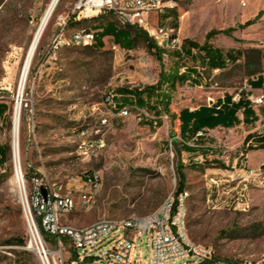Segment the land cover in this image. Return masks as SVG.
<instances>
[{
  "label": "rangeland",
  "instance_id": "1",
  "mask_svg": "<svg viewBox=\"0 0 264 264\" xmlns=\"http://www.w3.org/2000/svg\"><path fill=\"white\" fill-rule=\"evenodd\" d=\"M76 0H59L35 50L21 92L20 80L31 42L40 26L50 0H0V102L8 107L0 118V146L8 150L6 164H0V262L9 264L2 252H11L16 264H40L37 255L27 250L31 236L16 191L13 157V120L20 107L18 130L19 160L23 178L29 182L39 177L80 189L84 175L98 171L101 185L94 205L85 209L80 203L62 218L74 228L88 226L99 219H125L154 213L164 200L176 192V166L182 165L185 179V224L187 237L194 243L211 247L213 263L264 264V194L251 188L250 207L242 212L230 205V195H222L229 187L231 174L240 180V170H254L264 164V151L247 154L242 150L246 133L256 128L245 125L233 131L220 129L202 137L207 151L191 154L182 151L178 129V113L215 102L224 95L244 97L257 94L249 81L264 73V0H172L174 9L165 16H153L159 28L171 29L181 43L187 40L208 44L236 57L223 70H204L201 86L190 81L174 84L166 110L153 120L138 122L135 111L127 118H117L105 131V148L91 157L81 156L78 145L83 131L97 126L99 113L107 96L117 98L121 88L136 89L154 85L161 71L160 63L139 42L128 51L105 40L104 48L64 47L55 63L46 54L58 29L60 17H71ZM104 21H113L112 15ZM90 21L89 19H81ZM80 20V21H81ZM67 25V38L75 30L88 29L93 22L81 26ZM251 23V24H247ZM221 31H229L223 34ZM211 37L208 39V35ZM162 71L172 69L173 50H162ZM195 61L190 60L189 65ZM240 117V121L242 117ZM94 137H91L93 139ZM193 144L203 143L189 141ZM249 155V156H247ZM258 155V156H256ZM207 176V177H206ZM220 181L219 201L212 195L206 202L207 179ZM234 193V192H233ZM78 201V196L76 195ZM33 218L36 220L34 213ZM39 230V229H38ZM40 238L52 252H59L57 264L80 263L79 255L68 242L62 247L55 239L40 232ZM12 239L24 240V246L7 245ZM4 247H16L6 250ZM34 247V243H32ZM148 241L141 240L135 255L136 264H149ZM170 264H192L187 261Z\"/></svg>",
  "mask_w": 264,
  "mask_h": 264
},
{
  "label": "built area",
  "instance_id": "2",
  "mask_svg": "<svg viewBox=\"0 0 264 264\" xmlns=\"http://www.w3.org/2000/svg\"><path fill=\"white\" fill-rule=\"evenodd\" d=\"M174 9L172 0H76L71 10V17L58 20V29L55 37L49 45L46 61L55 63L60 51L64 47H90L94 41V35L90 31L81 29L73 31L67 38V25L70 21L81 19H94L105 13H111L119 27H134L144 31L155 45L162 50L182 52V43L173 35L171 29L159 28L151 18L160 17ZM112 52H118L119 47L112 43L109 47ZM238 93L233 101L240 99ZM250 107L264 110V86L259 94L246 97ZM101 109L93 108V112L99 113L96 127L91 132L83 131L78 150L84 158L91 157L97 151L105 148V131L112 127L117 118H127L131 111H135L138 122L153 120V117L142 108L118 109L112 101V96L106 97ZM253 135L264 134V118H260ZM208 130L200 131L196 138H202ZM91 137H94L91 139ZM249 145V144H248ZM247 145V146H248ZM243 174L240 180L231 174L226 180L228 187L237 181L235 186L227 191L222 188V195H230V205L242 212L250 207L251 188H257L264 194V164L254 170H240ZM14 176L18 181L16 166L14 163ZM19 176L22 188H19V198L29 231L32 228L38 237V243L34 242V249L30 245L27 250L33 251L40 264H57V257L41 241L40 232L53 237L59 249L68 239L70 246L79 255L80 263L85 264H136V250L142 239L148 241L150 247L149 264H170L172 262L187 261L192 264H231L215 262L214 252L211 247L202 246L192 242L186 234L185 202L188 193L183 191L178 195H169L157 211L146 216L131 215L125 219H99L96 222L81 228H74L63 224L64 215L71 213L80 203L85 209L91 208L95 203V197L101 185V176L98 171H92L82 178L81 188L74 190L60 183H50L39 177H32L29 182L23 178L19 166ZM207 177V176H206ZM220 181L213 176L207 179L206 202L215 192V202L219 201ZM42 189L46 191V198L42 197ZM234 192V193H233ZM78 196V201L75 196ZM27 211V213H26ZM34 213L36 220L33 218ZM39 229V230H38ZM41 232V233H42ZM12 250L16 247H4ZM59 253V252H58ZM9 260V264H16L12 260L11 252H2ZM262 263V262H261ZM243 262L240 264H261ZM0 264H5L0 262ZM140 264V263H139Z\"/></svg>",
  "mask_w": 264,
  "mask_h": 264
},
{
  "label": "trees",
  "instance_id": "3",
  "mask_svg": "<svg viewBox=\"0 0 264 264\" xmlns=\"http://www.w3.org/2000/svg\"><path fill=\"white\" fill-rule=\"evenodd\" d=\"M172 11L168 12V15ZM111 13H105L98 18L89 19L90 21L81 20L73 22V25L81 26L88 22H93L90 28L84 29L90 31L94 35L93 44L90 46L95 51H101L104 48L105 40H111L118 47L125 50H132L135 46L142 42L145 44L147 51L152 54L160 63L161 71L158 75V80L154 85L145 86L143 88L118 89L117 98L112 95V101L118 109L121 108H147L153 111L158 117L160 112L166 110L167 101L170 96V91L174 84H184L190 81L195 86H201L203 82V71H216L223 70L227 63L232 59L237 61L236 57L231 54L226 55L224 59L223 53L220 49L214 48L211 45L203 44L198 45L191 43L187 40L182 42V52H174L175 63L174 67L167 72L162 70V51L155 45L154 41L148 37V35L139 29L134 27H119L116 22L104 21V16ZM264 11L259 13L261 16ZM165 16V15H163ZM166 17V16H165ZM251 24V23H247ZM223 34H229V31H221ZM211 34L208 35V39ZM190 60L195 61L192 65H189ZM262 78L259 76L257 83L261 82ZM253 86V85H252ZM108 97V96H107ZM8 111V107L5 103L0 102V118L4 117ZM241 113L243 116L242 123L249 125L255 122L254 113L249 106V103L242 94L237 102L233 101L231 95H224L222 100H217L212 106L201 105L197 109L190 111L188 108L180 110L178 113V129L179 139L181 141L180 148L182 151L195 152V148L187 147L189 141H198L200 138H196V135L203 130H213L217 127L224 129H232L239 125L237 114ZM249 142L257 143V149L264 150V134L253 135L249 134L245 137L242 143V150L247 153L252 150L247 146ZM8 160V150L4 146H0V164H6ZM182 165L176 166V174L178 178V185L175 195L184 191L185 179L182 173ZM42 232V231H41ZM43 237L47 240V235L43 233ZM64 243L68 242L67 238H64ZM7 245H19L24 246V240L12 239L6 242ZM77 253L74 251V257Z\"/></svg>",
  "mask_w": 264,
  "mask_h": 264
},
{
  "label": "bare ground",
  "instance_id": "4",
  "mask_svg": "<svg viewBox=\"0 0 264 264\" xmlns=\"http://www.w3.org/2000/svg\"><path fill=\"white\" fill-rule=\"evenodd\" d=\"M57 3H58V0H50L49 6H48V8L44 14V17L40 23V26L37 29V32L35 33V36H34L32 42H31V45L28 49L27 56H26L24 66H23V70H22L21 80H20V89H19L20 92H21L25 77L27 75V72L29 70L30 63H31V60H32L33 55L35 53V50H36V48H37V46L41 40V37H42L43 32L45 30V27L48 24V21L52 15ZM19 124H20V107H18V105H17L15 108V115H14V120H13V150L12 151H13L14 163H15L16 171H17V175H18V181L14 176L13 183L15 185L18 196H19V188L20 189L22 188V183H21L20 176H19V167H18V160H19L18 130H19ZM26 213H27V211H26ZM30 236H31V240H32L31 241V248L34 249L35 245H34V247H32V243H34V242L38 243V237H37L36 232L33 230V228H32V233L30 232ZM53 253H55L56 255H59L58 252H53Z\"/></svg>",
  "mask_w": 264,
  "mask_h": 264
},
{
  "label": "crops",
  "instance_id": "5",
  "mask_svg": "<svg viewBox=\"0 0 264 264\" xmlns=\"http://www.w3.org/2000/svg\"><path fill=\"white\" fill-rule=\"evenodd\" d=\"M261 77L262 78V81L261 82H258L257 83V80H258V77ZM249 84H250V87H251V89H253V91H255L257 94H259L260 93V90L263 88V86H264V73H261L260 75H258V76H256L255 78L253 77L250 81H249ZM253 85V86H252ZM223 99V98H222ZM222 99H217V100H222ZM216 100V101H217ZM215 101V102H216ZM215 102H210L209 104H202V105H206V106H208V107H210V106H212ZM199 106H201V105H199ZM198 106V107H199ZM198 107H196V108H194V109H190V108H188L190 111H193V110H195V109H197ZM251 109H252V111H253V113H254V117H255V122H253L252 124H249V126L250 125H257L258 124V121L260 120V118H264V110L262 109V108H254V107H251ZM239 116H241L242 117V119H243V116H242V114L241 113H238L237 114V117H238V120H239V125H237V126H235L234 128H232V129H225V130H229V131H233L236 127H239L240 129L242 128V126H245L243 123H242V120L240 121V117ZM220 129H224V128H222V127H217V128H215V129H213V130H208V132H210L211 134L212 133H218V130H220ZM255 130V128L254 129H251L250 131H248L246 134L247 135H249V134H251L253 131ZM246 135V136H247ZM245 136V137H246ZM245 137H244V139H245ZM243 139V140H244ZM204 138H200L197 142H203V143H197V144H193V147L192 148H195L196 149V151L195 152H190L191 154H195V153H199V151H207V152H209V153H211V151L210 150H208V149H204V147H206V146H211L210 144H208V143H204ZM249 145V147H251L252 148V150H250V151H248L247 152V154H249L250 155V153L251 154H256L257 152H259V151H264V150H261V149H257L256 148V146L258 145L257 143H253V142H249L248 143ZM187 146H190L189 145V143L187 144ZM191 148V147H190ZM186 152H189V151H186ZM249 155H247V156H249ZM256 156H258V155H256Z\"/></svg>",
  "mask_w": 264,
  "mask_h": 264
},
{
  "label": "water",
  "instance_id": "6",
  "mask_svg": "<svg viewBox=\"0 0 264 264\" xmlns=\"http://www.w3.org/2000/svg\"><path fill=\"white\" fill-rule=\"evenodd\" d=\"M59 2V0H58ZM42 197L45 199L46 198V191L44 189H42Z\"/></svg>",
  "mask_w": 264,
  "mask_h": 264
}]
</instances>
